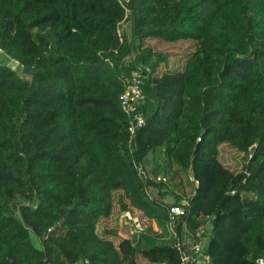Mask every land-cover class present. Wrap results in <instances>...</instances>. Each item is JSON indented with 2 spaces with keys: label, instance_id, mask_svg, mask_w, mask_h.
<instances>
[{
  "label": "trees",
  "instance_id": "16d2710c",
  "mask_svg": "<svg viewBox=\"0 0 264 264\" xmlns=\"http://www.w3.org/2000/svg\"><path fill=\"white\" fill-rule=\"evenodd\" d=\"M152 41L195 50L160 73ZM0 52V264H178L166 223L184 200L209 264L264 258V0H0ZM137 67L132 138L119 96ZM116 196L150 222L135 243L98 231Z\"/></svg>",
  "mask_w": 264,
  "mask_h": 264
},
{
  "label": "built area",
  "instance_id": "2783aa9c",
  "mask_svg": "<svg viewBox=\"0 0 264 264\" xmlns=\"http://www.w3.org/2000/svg\"><path fill=\"white\" fill-rule=\"evenodd\" d=\"M143 72L137 68H132L128 76L124 78V91L119 96V103L122 112L127 117L128 130L133 138L136 131L145 124V118L141 113V107L148 100L142 89ZM139 174L145 177V174L139 169ZM190 181L196 185L193 177ZM157 182H166V178L157 177ZM188 203L184 200L179 205H172L168 208V220L166 223L168 238L172 240L173 247L179 253L178 264H209V256L204 252V234L207 232L205 226L200 227L194 235H191L185 223L187 216ZM126 223L133 227L136 236L144 233L145 227L140 218L129 212L122 214ZM255 264H264V258L256 260Z\"/></svg>",
  "mask_w": 264,
  "mask_h": 264
},
{
  "label": "rangeland",
  "instance_id": "374dc122",
  "mask_svg": "<svg viewBox=\"0 0 264 264\" xmlns=\"http://www.w3.org/2000/svg\"><path fill=\"white\" fill-rule=\"evenodd\" d=\"M155 43V44H153ZM158 43V44H156ZM153 48L156 50L162 52V53H168L170 55L169 61L167 64H161L159 68V72L163 73L164 70L167 71L169 69H182L183 65L185 63L186 58L189 56L190 53H192L195 50V45L192 43V41H178L176 43H165V42H158V41H152L150 43ZM132 59V55L126 58V61H130ZM2 60H5V56L2 52H0V62ZM9 68L12 70H15L18 74L21 73V69L19 66L12 60H8L6 63ZM221 157L225 160L226 164L230 166V168H234L235 171H239L241 169V160L238 157L237 153L234 150L229 149L227 146L221 147ZM191 182V181H190ZM192 186L186 182L183 183L181 188L178 190H174L176 194L183 196V199H185L191 192ZM121 194V192L119 193ZM115 201V214L114 216L108 220L106 223V229L103 230L102 226L98 229V231L101 233V235L107 236L108 238H111L116 244L119 241L117 236H119L122 232L124 234L129 233V225L126 223V220L121 217L122 214L119 213V204L117 203V196L114 198ZM168 204H172L173 200L169 199ZM225 210L228 211L231 216L234 218H238L240 214V200L236 199L235 201L231 202L229 205L225 206ZM136 216H139L140 220L142 221L143 227H147L150 222L146 219H143L140 217V214L138 215L137 212H135ZM154 230L157 231L156 225L154 223H151Z\"/></svg>",
  "mask_w": 264,
  "mask_h": 264
},
{
  "label": "water",
  "instance_id": "95a60500",
  "mask_svg": "<svg viewBox=\"0 0 264 264\" xmlns=\"http://www.w3.org/2000/svg\"><path fill=\"white\" fill-rule=\"evenodd\" d=\"M245 168H246V166H244V168H243V170H245ZM131 231H132V234H131V241H132V243H135L136 242V240H137V236H136V234L133 232V227H131Z\"/></svg>",
  "mask_w": 264,
  "mask_h": 264
},
{
  "label": "crops",
  "instance_id": "0c3cea01",
  "mask_svg": "<svg viewBox=\"0 0 264 264\" xmlns=\"http://www.w3.org/2000/svg\"><path fill=\"white\" fill-rule=\"evenodd\" d=\"M191 175H189V177H190ZM121 234H124V232H122ZM128 234H130V236H131V234H132V231H131V226H129V233ZM203 244H204V241H203Z\"/></svg>",
  "mask_w": 264,
  "mask_h": 264
}]
</instances>
